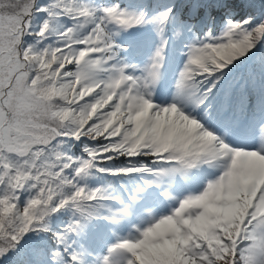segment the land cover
<instances>
[{
  "label": "snow or ice",
  "instance_id": "6c2138e0",
  "mask_svg": "<svg viewBox=\"0 0 264 264\" xmlns=\"http://www.w3.org/2000/svg\"><path fill=\"white\" fill-rule=\"evenodd\" d=\"M99 11L97 15V9L78 0H50L47 7L38 6L36 0H0V256L15 249L25 234L48 231L46 218L65 207L74 210L75 218L56 237L66 245L64 252L67 253L69 235L83 231L87 222L104 208L102 202L113 199L104 189H88L79 181L92 169L111 175L154 171L135 164L123 168L97 167L117 156L147 154L156 161L173 165L156 171V175L165 171L183 173L201 161L224 159L227 163L223 175L209 182L202 194L183 198L171 214L165 215L169 219L159 218V223L156 220L143 230L137 229V237L123 239L111 246L101 264H264V212L259 211V204L264 201V181H260L264 173V133L258 149L234 148L182 110L185 104H205L220 78L213 74H222L224 68L264 38V21L250 26V18L228 20L220 36L209 35L189 45L187 61L175 85L174 102L167 106L149 103L151 89L159 79L164 43L156 48L139 77L126 74L127 65L109 70L107 76L117 78L108 84L98 106L102 110L94 109L96 114L82 120L79 127V133L91 135L107 128L96 140L103 151L96 155L95 146L85 145L88 158L74 160L58 142L67 138L77 140V136L65 134L63 128L42 129L46 121L37 115L46 108L37 99L41 81L56 69H60L59 77H62L70 64L65 62L61 68L59 63H54L49 68L51 48L39 50L34 44L26 45L24 38L32 35L38 41L44 40L49 35L50 21L57 16L73 19L75 27H67L58 34L63 47L55 46L61 49L56 55L63 59L71 43L63 34L68 29L90 24L91 30L83 36L87 39L71 44V47L82 45L76 49L86 51L84 58L94 62L93 70L97 71L100 80H104L107 76L102 78L101 73L116 55L109 26L127 30L150 23L162 33L172 13L169 8L158 17L147 19L143 13L129 12L118 5ZM35 12L46 13L49 17L38 31L32 23ZM178 27L183 25L178 24ZM72 64L75 65V59ZM79 74L74 72L71 78L75 79ZM104 88L105 84L101 83L94 95H100ZM76 92L79 95L80 85L76 86ZM118 100L120 104H117ZM108 101L111 103L103 108V103ZM81 139L88 140V137L79 135L78 140ZM38 149L45 154L58 149V162L51 155L47 156L54 165L49 171L41 166L45 157L40 156ZM66 170H71L72 175H66ZM241 177L250 179L247 207L239 220L222 219L223 213L219 209H225V205L218 197L230 186L238 189ZM65 188L72 191L65 192ZM22 192L29 193L23 206L19 203ZM37 206L38 211L34 213L32 209ZM109 211L111 215L105 218L116 222L126 209ZM189 219L193 225L215 220L214 239H198L192 254L186 248H170L166 239H157L171 231L174 225L185 228ZM51 255L55 264H64L59 252ZM68 264H79L78 255H69Z\"/></svg>",
  "mask_w": 264,
  "mask_h": 264
},
{
  "label": "trees",
  "instance_id": "16d2710c",
  "mask_svg": "<svg viewBox=\"0 0 264 264\" xmlns=\"http://www.w3.org/2000/svg\"><path fill=\"white\" fill-rule=\"evenodd\" d=\"M49 2L50 0H36L37 5L41 7H47ZM78 2L89 8L97 9V14L100 13V7L103 5L107 7L118 5L120 9L129 12L143 13L147 19L149 16L152 18L158 17L163 11L171 8L172 13L170 14L169 22L164 26L162 33H158L155 27L151 26V35L145 39L144 44L151 46V48L160 46L157 42V35H161L164 38L166 33L170 35L175 29L180 30L182 33L183 42H186L187 39L195 42L206 39L209 35L213 37L220 36L226 29L228 20L242 21L250 18V26H255L264 21V0H78ZM194 9L198 11V16L192 20L190 13ZM215 14L219 15V21L214 19ZM45 19H49L46 13H34L32 23L35 25V30H39ZM178 24H182L183 27L179 28ZM145 25L136 26L132 29L142 31ZM67 27H75L73 19L57 16L55 20L50 21L49 35L44 40L38 41L34 36L29 35L24 38L25 43L26 45L34 44L39 50L49 46L63 47V42L58 38V34ZM109 27L113 28L118 39L125 40L124 30H117L113 26ZM90 28V24L85 27H79V35L83 37L91 30ZM260 41L262 45L255 57V63L248 68L245 75L241 73L232 74L231 71L232 65L240 57L224 68L222 74L219 73V80L216 81L211 93L208 94V104H211L213 100H217L218 104L225 110L230 107L228 112L233 114L244 111L248 105L254 107L264 103V38ZM75 47L80 48L83 46L77 44ZM176 61V57L171 52L169 66ZM230 73L232 75L227 78ZM107 74L108 72L105 71L101 73V77L104 78ZM213 75L216 76V74ZM232 77H236V79L230 81ZM60 143L67 154L73 157L74 160L88 158L84 152L85 145L89 147L97 146L96 141L87 139L76 140L67 138L60 141ZM132 164L149 169H153L157 165L155 160L147 157L131 159L121 155L110 161H103L97 167L123 168ZM148 173L111 175L92 169L87 176L79 181V184L86 186L88 189L102 188L113 199L103 201L104 208L100 210L99 215L89 220L93 230L87 241H78L75 235L71 234L68 237V252H64L66 245L57 240L56 234L62 232L65 225L75 218L74 210L65 207L46 218L48 231L25 234L15 249L10 250L4 256H0V264H55L51 255L53 252H59L64 264H68V256L74 253L79 246H83L86 250L82 258L80 257L79 264H88V251L96 253L95 241L100 240L103 236H108V225L101 219V215L107 213L109 208H115L117 205L116 200L124 202L126 196L129 195V188L138 184L140 180H146ZM65 174L70 176L72 172L71 170H66ZM64 191L70 193L72 189L65 188ZM28 198V192L20 193V205L23 206ZM225 214L228 213L223 215Z\"/></svg>",
  "mask_w": 264,
  "mask_h": 264
},
{
  "label": "clouds",
  "instance_id": "9594fccd",
  "mask_svg": "<svg viewBox=\"0 0 264 264\" xmlns=\"http://www.w3.org/2000/svg\"><path fill=\"white\" fill-rule=\"evenodd\" d=\"M41 31L43 32L44 29ZM63 35L71 42L67 46V53L64 54L62 59L60 56L56 55L61 49L52 46L46 47L45 50L51 48V58L47 66L50 68L52 64L59 63L62 68L65 62L67 64H72L75 59L76 70L66 71L63 73L62 77H59L60 69H56L51 76L41 81V86L37 92V99L40 100L46 108L42 113H38L37 115H39L42 120L46 121V123L42 124V129L54 131L58 128H63L66 130L65 134L77 136V140L79 135H86L89 141H96L104 131H107V128H104L103 131L97 135H91L89 133H79V127L82 120L90 119L91 116L96 114L94 109L102 110L99 109L98 106L104 98L109 82L114 81L117 77L109 75L104 80H100L97 71L93 70L94 62L84 58L87 54L86 51L71 47V44L82 43L87 39V37L82 38L79 35L78 29H68ZM74 72L80 74L76 75L75 79H72L71 77L74 75ZM101 83L105 84V88L101 89L100 95H94L97 89L100 88ZM77 85H80L79 95H77L76 92ZM114 95L113 93V98ZM81 101H83V103H81ZM109 103H111V101L103 103L102 107L107 108ZM120 103L121 101L118 100L117 104ZM149 103L152 102L149 101ZM115 110L114 107L113 112H115ZM107 115H112V113H107ZM98 123L102 124L103 121H99ZM113 123H115L114 120ZM110 126L111 125H109V127ZM118 134L119 133H117V135ZM107 138L108 137H105V139ZM37 151L40 156L45 157V159L41 160V166L45 168V171H49L50 168L54 166L53 161L47 158L48 155H51L53 159L58 162L59 157L56 156L58 149L50 151L48 154H45L42 149H38ZM94 151L96 155H99L103 149L97 145L94 147ZM89 155L91 156L92 153H89ZM221 175H223V173ZM260 181H264V173L261 174ZM249 184L250 179L248 177H241L238 189L230 186L226 192H223L218 197L219 202L225 205V211L228 213L226 219L234 218L235 220H239L243 215V211L248 204L247 196ZM32 211L34 213L38 211V206L34 207ZM259 211L264 212V201H261L259 204ZM160 219H169V217L162 216ZM156 223H159V220H157ZM154 226L155 225H152V227ZM214 231L215 220L193 225L189 219L185 228L182 229L174 225L171 231L165 232L157 237V239L161 241L166 239L170 248H186L189 254H192L194 253V246L197 244V240L214 239L212 235Z\"/></svg>",
  "mask_w": 264,
  "mask_h": 264
},
{
  "label": "rangeland",
  "instance_id": "374dc122",
  "mask_svg": "<svg viewBox=\"0 0 264 264\" xmlns=\"http://www.w3.org/2000/svg\"><path fill=\"white\" fill-rule=\"evenodd\" d=\"M99 14H97V15H99ZM191 18H192V20L195 19V17L194 18L191 17ZM215 18H217V16ZM216 21H219V19H217ZM108 31L111 34V40H112V43L114 45V49L116 51V55H115V57L112 60H109L107 62L106 67L111 70L114 67L124 66V65H126V63H129V66H127L125 68L126 74L132 75L134 77L141 76L142 75V70L147 66V64L144 61H142V60H138L136 57H134V55L132 53H131V56L128 54L127 48L123 47L125 45V43L117 41L116 37L114 36L115 35V31L113 30L112 27H109ZM166 35H167V33H166ZM162 43H164V45L167 47L168 40L166 39L165 42H162ZM191 44L192 43L190 42V43H188L185 46V49L182 52L183 56H182L181 59H179L178 64L174 65L173 68H170L169 72H167L166 76H167V80L170 83V85L164 86V88H162L163 93H157L156 97L151 96L155 100H157V102H159L157 106H160L161 104L169 105V104L174 102V96L176 94L175 85H176V82L178 80L179 73L183 69V66H184V64L187 61V58H188L187 57L188 46L191 45ZM144 54H143V56H144ZM93 58H95V54H93ZM121 59L125 60L126 63H121ZM67 70L68 71H75L76 70V65H74V64L68 65L67 66ZM234 73H240V71H234L232 74H234ZM108 74H109V72H108ZM232 74L230 73L227 78H229V76L232 75ZM216 75H219V73H216ZM234 79H236V77L235 78L234 77L230 78V81L231 80L233 81ZM218 83H220V82H218ZM151 91L153 93L154 87H152ZM171 98L173 99V101L171 100ZM179 106L180 105H178V107ZM248 109H250V108H248ZM182 110L185 113L190 114V115L194 116L195 118H197L198 121L200 123H202V125L204 127L211 126L210 128H212V129H210V128H207V129L210 130V131L212 130V132L215 135H217L218 137H219V135H221V133H220L221 131L220 130H222V129L219 130L218 128L228 127V124L230 123V121L227 120V119H229L228 117H226V116L225 117L223 116L224 118H221V117L219 118L218 117V114L220 112L217 115H215V116L214 115L210 116L209 115L210 114V110H209L208 107H197V108L194 109L189 104H185L183 106ZM260 116L261 117L258 118L256 121L253 120V123L252 124L250 123L248 125V128H247L248 134H250L253 139L245 140V141H250L252 143H254L253 141H255L256 143L253 145L255 149H258L259 146H260V144H258V141H259V138L261 137L260 135L262 134L263 129H264V113H262ZM235 144H239V145H235ZM235 144H231V145L232 146H237V147H243L244 146V145H240L241 142H237ZM123 157H127V156H123ZM140 157H146V155H138V156H136V158H131V159H139ZM127 158H129V157H127ZM151 158H154V157L151 156ZM205 168H206L205 171L204 170L197 171V173H196V179L194 181V189H192L193 190L192 193H194L195 195L200 194L206 188V186H207V184L209 182H212L215 179H217V174H219L220 171L222 170L221 169L222 167H220L218 169H215V168L212 169L210 167H205ZM173 196L176 198L177 193L174 192ZM175 201H177V200H175ZM168 207H169L170 211H172L173 207L174 208L178 207V205L171 203ZM159 211L163 212V210H158L157 207L153 208V210L151 211V215L149 217V225L151 223H153V220L155 222L156 220L161 218L160 217L161 214H163V216H165L167 214H171V212L168 211L167 213H161L159 215V214H157V213H159ZM219 211L221 213H223V214L227 213V212H225V209H219ZM142 227H145V228L148 227L147 223L141 222L140 223V228H142ZM137 229H139V225H138V227L136 228L135 231L127 230L123 237H122V235L120 233L119 234L114 233V237H116L118 239H122V240L126 239V238L127 239L135 238V237H137L139 235V233L137 232ZM105 246H106V244H105ZM82 251H83V248L81 246L79 248V250L75 251V254H77L78 257H79L80 255H82V253H81ZM98 253H97L98 256L95 257L96 261L93 264H101V261H102L103 257L108 255V253L106 252V248L105 247L100 249V252H98Z\"/></svg>",
  "mask_w": 264,
  "mask_h": 264
},
{
  "label": "bare ground",
  "instance_id": "6f19581e",
  "mask_svg": "<svg viewBox=\"0 0 264 264\" xmlns=\"http://www.w3.org/2000/svg\"><path fill=\"white\" fill-rule=\"evenodd\" d=\"M165 79H166V76L162 73V69H160V75H159V79L157 80V83L159 84V85H161V83H162V81H165ZM152 96H154L153 94H152ZM171 100L173 101V99L171 98ZM151 102L154 104V105H158V103L159 102H157V100H155L153 97H151ZM160 105V104H159ZM160 106H167V105H165V104H161ZM212 131V130H211ZM222 140H224V142L225 143H227V144H229L230 146H232L228 141H227V139L225 138V137H223L222 138ZM244 144H246V145H244ZM241 145H244L243 147H237V146H232V147H234V148H238V149H248V150H251V149H255L254 148V146H253V144H252V142H250V141H245L243 144H241ZM205 164L206 165V167H210V166H212V165H219V166H222V170H221V172H220V174L217 176V178L223 173V171H224V166L226 165V163H227V161L226 160H224V159H220V160H216V161H208V162H204V161H201V162H199L198 164H199V167L200 166H202V164ZM203 164V165H204ZM171 167H173V165L171 164V165H164V166H162V168L161 169H168V168H171ZM213 169V168H212ZM165 176H168L169 178H171V176L173 177V176H175V177H177L180 181H182V182H184V181H188V180H190L191 178H192V173L190 172V171H188V170H186L185 172H183V173H180V172H170V171H165V172H163V173H161L160 175H157V177H156V179H155V184H153V186L154 187H156L159 183H161L162 182V180L165 178ZM153 186L151 185L150 187H146V188H143L142 190H141V192H142V195H140L139 197L140 198H145V196L146 195H148L147 194V192L151 189V188H153ZM192 193H188V196H190ZM192 196H194V194H192ZM139 200V198H135L134 199V201H132L131 202V204L129 205V207L126 209V212L124 213V214H130L131 213V207L134 205V203L136 202V201H138ZM118 243V241H116V244ZM115 245V244H114ZM111 246H113V245H111ZM110 246V247H111Z\"/></svg>",
  "mask_w": 264,
  "mask_h": 264
}]
</instances>
